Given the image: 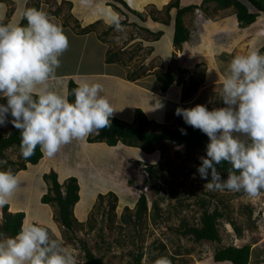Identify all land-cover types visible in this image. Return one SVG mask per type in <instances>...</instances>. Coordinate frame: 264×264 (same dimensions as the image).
<instances>
[{
    "label": "rangeland",
    "instance_id": "rangeland-1",
    "mask_svg": "<svg viewBox=\"0 0 264 264\" xmlns=\"http://www.w3.org/2000/svg\"><path fill=\"white\" fill-rule=\"evenodd\" d=\"M175 1L0 0V19L4 23L19 24L26 8H32L34 3L39 4V9L46 13L55 12L56 14L49 16L55 22L58 21L63 30L68 29L64 32L68 37L69 47L60 57V67H72L71 61L77 60L84 51L83 42H86V38L83 36L90 34L96 40L95 52L101 53L98 48L100 42L105 49L115 53L117 62L128 75L172 71L186 78L184 93L189 92L188 88L192 92L197 90V84L208 78L209 74L219 77L213 72L215 69H212V59L217 63L215 66L219 65L216 69L222 74L220 76H225L227 65L235 55L246 54L249 49L260 50L263 45V41H256L254 35H247L253 31L254 26H241L237 21L239 41L224 45L226 52L229 50L230 54L220 49L207 50L210 55L213 52L215 55L219 52V55L206 59L209 56L202 46L186 45L189 50L187 54L190 53L191 57L197 55L199 59L188 66L187 71L182 72L177 66L179 59L187 56L180 50L183 44L178 46L171 43L172 47L170 50L168 48L174 33L177 7L172 3ZM194 1L179 0V3L180 6L197 5ZM109 13L120 18L123 31H115L105 23V16ZM232 14L235 15L232 7L218 9L214 1L201 0L198 7L183 15V22L189 29L196 24L195 19L204 23L207 22L205 20L213 19V28L219 29L214 30L216 32L211 30L210 37L214 38L223 33L218 32L222 29L220 26L223 27L230 16L234 17ZM255 25L264 31V12L258 15ZM74 34L81 35L84 40L76 38ZM215 46L212 40V50ZM219 57L221 61L217 59ZM52 82L49 80L48 85H52ZM221 90L222 81H217L216 84L202 88L192 98H197L196 103L204 102L203 105L209 110L225 107L219 98ZM0 103H3L2 98ZM178 107L171 105L166 115L172 117ZM11 119L9 115L7 124L0 125V136L7 135L13 128ZM181 120L166 127L177 129L182 126ZM164 126L155 123L149 128L160 131ZM155 146L156 149L144 158L155 164L157 172L154 177H159L164 188L159 191L151 184L146 197L147 211L140 218L136 217L139 195L135 186L137 188L142 181L146 182V176L138 167L141 162L136 158L124 157L121 159V166L124 164V168L118 170L117 167H112L106 178L108 165L114 157V149L110 147H102L97 151L86 147L88 154L76 149L69 158H63L59 162L49 157L40 160L39 166L45 163L49 166L47 171H56L60 180H64L68 173L80 177L79 193L82 199L78 207L74 206L76 220L71 229L56 219V205L46 203V207L41 202L40 194L47 190V181L43 177L47 172L42 173L38 166L31 165L25 173L17 174L21 170L17 168L23 161L20 149L17 146L4 149L0 152V160H6L7 164L0 165V169L10 167L19 179L18 188L9 199L11 204L8 202L9 210L17 211L16 208L21 207L26 212L24 222L38 221L51 234L59 237L66 247L75 252L76 264H84L86 261V248L96 257H103L101 264H136L139 253H143L141 264H154L159 257H166L170 264H231L227 261L218 262L213 258L216 249L228 244H250L252 253L249 264H264V190L256 197H249L243 192L208 190L204 188L207 181L201 179L196 167L197 159L204 156L202 148L171 141H163ZM218 171L224 178L227 177V172ZM109 191L114 192L116 200ZM100 193L104 194L103 198H99ZM202 200H206L210 210L217 207L223 213L218 218L219 241H196L191 235L183 233L185 226L199 224ZM154 202H157L158 208L154 207ZM2 216L0 207V221Z\"/></svg>",
    "mask_w": 264,
    "mask_h": 264
},
{
    "label": "clouds",
    "instance_id": "clouds-1",
    "mask_svg": "<svg viewBox=\"0 0 264 264\" xmlns=\"http://www.w3.org/2000/svg\"><path fill=\"white\" fill-rule=\"evenodd\" d=\"M23 18L26 25L0 22V98L6 100L0 103V125L11 116L13 127L20 130L19 148L25 160L37 147L51 158L73 140L109 127L115 109L101 94L99 82L77 81L71 93L51 89L48 81L68 50V37L42 9L27 8ZM105 23L123 31L115 14H107ZM219 98L225 107H178L176 115L209 137L197 169L207 181L204 188L256 197L264 190V54L259 49L231 59ZM224 163L229 165L226 178L217 168ZM6 164L0 160V165ZM18 184L10 167L0 169V207L8 204ZM0 264H76V254L38 221H25L14 237L0 238ZM154 264L170 261L159 257Z\"/></svg>",
    "mask_w": 264,
    "mask_h": 264
},
{
    "label": "trees",
    "instance_id": "trees-1",
    "mask_svg": "<svg viewBox=\"0 0 264 264\" xmlns=\"http://www.w3.org/2000/svg\"><path fill=\"white\" fill-rule=\"evenodd\" d=\"M214 1L216 8H228L234 9L237 20L241 26H248L256 21L258 15L264 12V0H203ZM125 3V2H123ZM126 4V3H125ZM127 5V4H126ZM174 7H177L175 14V29L173 35V43L175 45H182L183 42L189 39L190 31L183 22V15L195 7L196 4H188L186 6H180L179 0L172 3ZM32 7L39 9V4L34 3ZM29 8V7H28ZM27 9V8H26ZM49 15L56 14L53 11H48ZM0 22H4L0 19ZM19 24H27V21L21 18ZM261 54H264V45L260 47ZM106 61H116L115 53L111 50H107ZM133 74H130V76ZM140 75V74H139ZM157 79L161 82V90L165 91L174 81L175 74L171 71L160 72L157 74ZM77 86V81L70 78L67 85V93H71V90ZM189 92L192 91L188 88ZM189 94L183 93V99H188ZM70 100H74V96H69ZM3 103L6 104V100L2 98ZM111 125L102 129L99 134H92L88 136L89 141H103L108 145H116L119 141H122L128 145H136L142 148L147 153H152L156 149V144L163 141H171L177 144H187L190 146L200 147L203 149V154L206 156V146L209 143V137L199 129H195L186 123H183L181 127L172 129L164 126L160 131H155L149 127L152 124L142 108L137 107L135 111V118L133 123H128L121 120L118 117L111 116ZM184 130L182 132L181 130ZM186 133V134H185ZM20 146V130L13 127L10 132L5 136H0V152L4 149ZM20 149V148H19ZM43 157L39 147H37L35 154L29 159L21 162L20 169H26L27 162L36 164ZM201 164V160L197 159L196 167ZM218 170L227 172L229 165L224 163L217 166ZM147 170L151 177V180H155L157 172L155 164H148ZM15 174V173H14ZM44 178L47 181V190L41 196V202L51 203L56 205V219L60 221L66 228L71 229L75 222L74 206L80 199V186L76 176L71 175L67 177L63 182L58 179L56 171L51 170L44 174ZM159 178V177H158ZM164 187L157 186L156 189L161 191ZM117 199L113 191L108 192ZM99 198H103L104 194L100 193ZM155 208H158L157 202L153 203ZM115 207V204H113ZM146 195L142 194L137 200L136 217L140 218L147 211ZM3 216L0 221V238L2 237H14L21 229L24 223L25 211L17 210L10 211L9 203L2 207ZM223 213L215 207L210 210L207 207L206 200H202V212L200 215V221L198 225H187L183 231L184 234H189L196 240H211L219 241L220 232L218 226V218L222 217ZM186 224V223H184ZM238 229V228H237ZM252 248L250 244L237 246L234 244H228L221 248L216 249L214 253V260L218 262H230L231 264H249L251 258ZM143 253H139L136 256V264H141ZM103 257H96L92 251L86 248V261L84 264H101Z\"/></svg>",
    "mask_w": 264,
    "mask_h": 264
},
{
    "label": "crops",
    "instance_id": "crops-1",
    "mask_svg": "<svg viewBox=\"0 0 264 264\" xmlns=\"http://www.w3.org/2000/svg\"><path fill=\"white\" fill-rule=\"evenodd\" d=\"M200 1L201 0H195L193 3H197L198 5L200 4ZM228 19L229 20L226 19L225 21L226 23L222 25L223 27L220 26V28H222L221 31H218L219 33L220 32L223 33L216 35L214 38L210 37V32L211 30L213 32H216L214 30H217L218 28L217 29L213 28V22H214L213 19H211L210 21L205 20L207 21L205 23L202 20L199 21L195 19L194 22H196V24L193 25L191 28H189L190 30L189 39L182 43L183 45L181 47L183 48L180 49L181 52L183 51V54L186 55L187 52L189 51L187 50L188 47L186 45L190 46V44L192 45L199 44L200 46H202V49L206 51L205 54H208L207 56L210 57V58L207 57L206 59H212L211 57L216 58V56L219 55V52H217L216 55L214 54V52L213 54L211 53L210 55V52H207V50L218 51L220 49L226 52L227 49L224 47V45L225 44L229 45L230 43L233 42L237 43L239 41L238 37L240 34L239 32L240 30L238 29L239 26L236 24L238 21L237 17H235L234 15V17L230 16ZM255 22L249 25V26H254V29L252 32H249L247 35L248 36L254 35L256 41L257 39H260V41H263V45H264V31L263 29H261V27L255 25ZM56 23L59 22L56 21ZM174 29H175V24H174ZM64 30H68V29H64ZM74 35L76 38L78 39L81 38L84 40V38H82L81 35L78 34H74ZM173 35H172V42L169 41L168 43L169 50L172 47L171 43H173ZM83 37L86 38V42L85 40L83 42L84 51L80 53L77 60L71 61L72 67H64V66L60 67L58 71L55 73V75L50 79L53 81L52 82L53 84L52 85L50 84L48 86L55 91L67 93V85H68L67 82L70 79L69 77H72L73 79H75V81L99 82L103 85V92L101 94L109 99L112 107L115 109L112 116L118 117L121 120H124L128 123L134 122L136 108L141 107L145 112V114L147 115V117L150 120H152V124L156 123L165 126H172L177 122L178 119L180 120L182 119L181 121L183 124L185 123V121L182 116H178L176 115V113L172 117H168L166 115L171 105L174 104V107L179 106L180 108H190V107H194L197 104H203L204 102L196 103L197 98H192L194 94L198 95V93L202 91V88L204 89L213 84H216L217 81H222L221 79L224 78V76H220L222 74L216 69L217 66L219 65L215 66L217 63L215 64V60L212 59L211 61H213V63L211 61L210 62L211 64H213L212 69H215L213 70V72L219 75V77H214V75L212 77L211 74H209L208 72L209 77L208 78L206 77V79L204 78L203 81L197 84L196 87L197 90H194L193 92L192 91L187 92L190 95L189 98L183 99L186 78L180 77V74L178 73L175 74L173 72L176 78L175 81L165 91H162L161 82L157 79V74H153L150 72L140 73V75L137 73H131L133 75L130 76V74L128 75L127 72H125L121 68V66L117 62V59L116 61L113 62L106 61L105 56L107 53V49H105L100 42L98 48L101 49L100 50L101 53L97 54L95 52L97 46L95 37L91 36L90 34H86V36ZM228 39H230L229 42L227 41ZM212 40H214V44L216 45L213 48V50L211 48ZM203 45H205L204 46L205 48H203ZM226 53L230 54V51L228 50V52ZM182 56L180 57L182 58ZM193 56L191 57L190 53H188L186 56L187 59L186 58L179 59L180 61L178 63L177 68L180 67L179 69H181L182 72L187 71V69H189L188 66H192L195 63V60L199 59L197 55H195L194 58ZM217 59L221 61L220 57ZM144 101L145 104L143 103ZM86 147L92 148L96 151L100 150L102 147H110L114 149L113 150L114 157L113 160L110 161L108 165L106 178L108 177L109 172H111L112 167L114 168L117 167L118 170L124 168V164H122L121 166V159H123L124 157L145 160L144 157L150 154L145 152L139 146L128 145L123 143L122 141H119L116 145H108L103 141H89L88 137H86L82 140H73L69 144L62 146L60 150L56 153V155L51 158H55V161L58 160L57 162H59V160H62L63 158H69L71 154L75 152L76 149L88 154L89 152L86 151ZM46 158L47 156L43 154V157L40 160L42 161ZM39 163L40 161L36 164L27 162L26 164L27 168L21 169L17 174L25 173L26 170H28L31 165H32L31 167H33L34 165L38 166L39 171H41L42 173L48 172L46 168H49V166L47 167L45 163H42L39 166ZM71 175L76 176L80 184V177L76 174L68 173L66 177H64V180ZM64 180L59 179L60 182H63ZM110 181L115 185V182H113L112 179H110ZM44 191L41 192L40 198L44 193ZM81 199L82 196L80 193V199L75 206L78 207V205L81 202ZM42 204L46 206V203L42 202ZM16 210H22V208L21 207L16 208Z\"/></svg>",
    "mask_w": 264,
    "mask_h": 264
},
{
    "label": "built area",
    "instance_id": "built-area-1",
    "mask_svg": "<svg viewBox=\"0 0 264 264\" xmlns=\"http://www.w3.org/2000/svg\"><path fill=\"white\" fill-rule=\"evenodd\" d=\"M141 163L140 165H138L139 170L141 171V173L146 176V182L142 181V184L136 188L135 186V190L137 191V194L139 195L138 197H140L142 194H145L147 197V194L149 193V190L151 189V184L155 185V188L159 185H161L163 187V183L161 182V180L159 178H156L154 181H151V177L149 175V172L147 170L148 164L151 163V161L148 160H144V159H140L139 160ZM162 191V190H161Z\"/></svg>",
    "mask_w": 264,
    "mask_h": 264
},
{
    "label": "bare ground",
    "instance_id": "bare-ground-1",
    "mask_svg": "<svg viewBox=\"0 0 264 264\" xmlns=\"http://www.w3.org/2000/svg\"><path fill=\"white\" fill-rule=\"evenodd\" d=\"M44 177V176H43Z\"/></svg>",
    "mask_w": 264,
    "mask_h": 264
}]
</instances>
